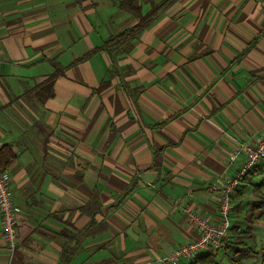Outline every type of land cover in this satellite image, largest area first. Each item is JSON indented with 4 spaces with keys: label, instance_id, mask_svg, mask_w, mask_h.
Instances as JSON below:
<instances>
[{
    "label": "crops",
    "instance_id": "obj_1",
    "mask_svg": "<svg viewBox=\"0 0 264 264\" xmlns=\"http://www.w3.org/2000/svg\"><path fill=\"white\" fill-rule=\"evenodd\" d=\"M119 1L0 0V147L17 155L5 172L21 210L12 264H62L64 249L69 264H165L197 237L183 208L213 221L210 185L264 135V0H168L128 50L100 48L135 22ZM243 196L242 228L255 198ZM11 257L0 219V264Z\"/></svg>",
    "mask_w": 264,
    "mask_h": 264
},
{
    "label": "trees",
    "instance_id": "obj_2",
    "mask_svg": "<svg viewBox=\"0 0 264 264\" xmlns=\"http://www.w3.org/2000/svg\"><path fill=\"white\" fill-rule=\"evenodd\" d=\"M168 0H163L159 4L154 5L148 11L144 12L142 8V0H120L118 2V8L124 12L131 15L135 22L120 31L114 37L106 40L100 48L108 49L110 46L118 44H127L125 50H128L132 46L133 40H135L139 33L147 28L149 24L155 18L159 8L165 4ZM98 48H95L97 50ZM89 52L88 56L93 51ZM17 155L12 151V148L9 144H4L0 147V172H5L9 166L15 161ZM263 174V178L258 182L254 183L253 179L258 174ZM264 187V158H261L255 165H253L239 180L237 186H235L231 192V210H237L241 208V203L243 201V193L251 189V192L255 196L254 199L249 201V212L246 216V220L249 224H246L242 228L238 222H233L232 218L230 219L229 226V237L225 242L223 248L213 251L212 249L201 251L196 253L189 259H185L184 264H225L220 261L221 257L228 259L227 264H242L241 259L257 255V252L254 251L249 245H247V239H253L252 235V226L251 222L255 219H262L263 216L260 215L257 218H254L253 214L256 210L264 208V193L260 192L261 188ZM235 200V202H233ZM235 217V215H234ZM16 249L14 250L11 257V264L15 259ZM230 253V254H229ZM73 250L64 249L61 255L62 264H69ZM260 264H264V250L260 256Z\"/></svg>",
    "mask_w": 264,
    "mask_h": 264
},
{
    "label": "built area",
    "instance_id": "obj_3",
    "mask_svg": "<svg viewBox=\"0 0 264 264\" xmlns=\"http://www.w3.org/2000/svg\"><path fill=\"white\" fill-rule=\"evenodd\" d=\"M239 150L244 154V163L232 176H225L210 185V189L218 191V215L212 221L194 213L189 207L183 212L187 222L196 228L197 237L173 248L167 255L160 258L162 263L178 264L183 259H189L196 253L212 249L217 251L224 247L229 237L231 213L230 195L241 177L261 158H264V135L255 143L241 144ZM21 210L14 200L10 187V178L6 172H0V219L3 237L12 256L17 247V226L20 221Z\"/></svg>",
    "mask_w": 264,
    "mask_h": 264
},
{
    "label": "rangeland",
    "instance_id": "obj_4",
    "mask_svg": "<svg viewBox=\"0 0 264 264\" xmlns=\"http://www.w3.org/2000/svg\"><path fill=\"white\" fill-rule=\"evenodd\" d=\"M243 199H244V196H243ZM245 199H248L247 197L245 198ZM244 199V200H245ZM230 200H231V197H230ZM250 200H248L247 202H249ZM242 207L243 206H241V209L240 208H237V210H231V213L229 214V218L231 217L232 219L233 218H238V217H240L239 216V213H240V211L242 210ZM244 207H250L249 206V203L247 204V206L246 205H244ZM218 209H219V207H218ZM247 213H250L249 212V210L247 211ZM234 215H235V217H234ZM230 218V219H231ZM195 228V227H194ZM258 234H259V240L261 241V242H263L262 243V245L261 244H258V245H260V246H262L263 248H264V229H259L258 230V232H257ZM195 239V238H194ZM246 240H248L247 238H246ZM247 243H248V245L249 246H252L251 245V242L248 240L247 241ZM262 252V251H261ZM230 254V253H229ZM220 261H222L223 263H225V264H227V261H228V259L227 258H225V257H221L220 258ZM259 262H261V260H259L258 262L256 261V259L254 258V257H251L250 256V258L249 257H245V258H243V260H242V264H260ZM166 264H168V263H166Z\"/></svg>",
    "mask_w": 264,
    "mask_h": 264
}]
</instances>
